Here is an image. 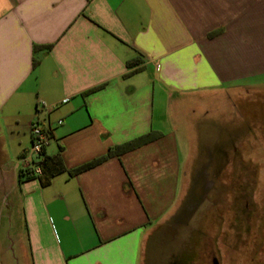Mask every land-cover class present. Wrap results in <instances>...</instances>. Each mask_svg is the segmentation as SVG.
Returning <instances> with one entry per match:
<instances>
[{"label":"crops","instance_id":"crops-1","mask_svg":"<svg viewBox=\"0 0 264 264\" xmlns=\"http://www.w3.org/2000/svg\"><path fill=\"white\" fill-rule=\"evenodd\" d=\"M259 86L264 0H0V264H141L183 194L173 113ZM32 122L63 170L19 181Z\"/></svg>","mask_w":264,"mask_h":264},{"label":"rangeland","instance_id":"rangeland-1","mask_svg":"<svg viewBox=\"0 0 264 264\" xmlns=\"http://www.w3.org/2000/svg\"><path fill=\"white\" fill-rule=\"evenodd\" d=\"M198 104L173 113L183 194L141 264H264V86Z\"/></svg>","mask_w":264,"mask_h":264},{"label":"trees","instance_id":"trees-1","mask_svg":"<svg viewBox=\"0 0 264 264\" xmlns=\"http://www.w3.org/2000/svg\"><path fill=\"white\" fill-rule=\"evenodd\" d=\"M212 35L213 34H211L209 36H212ZM40 48H41L40 46H35L34 51H36ZM33 64H35V61L33 62ZM132 65H134V62L127 64L128 67H132ZM159 136H160V134L155 133V132H151L147 135L138 137V138L131 140L129 142H126L122 145L115 146L114 148L109 149L104 156L77 168L76 170L73 171V173H79V172L88 170L92 167H95V166L101 164L102 162H104L108 158L120 156L124 153L135 150V149H137L143 145H146L152 141H155L156 139L159 138ZM56 161H57L56 158H46L42 155V159L38 163V166L40 167V170H41L40 176H42L45 171H49L51 173L50 175L53 176L56 172L63 170V168L58 169L54 166V164H56ZM31 177H34L31 173L19 170V181H21L23 179L28 180Z\"/></svg>","mask_w":264,"mask_h":264},{"label":"built area","instance_id":"built-area-1","mask_svg":"<svg viewBox=\"0 0 264 264\" xmlns=\"http://www.w3.org/2000/svg\"><path fill=\"white\" fill-rule=\"evenodd\" d=\"M60 123V122H59ZM31 145L26 153L19 159V170L29 172L33 176L40 175L38 163L42 159V152L48 144L49 135L36 122L30 124Z\"/></svg>","mask_w":264,"mask_h":264}]
</instances>
